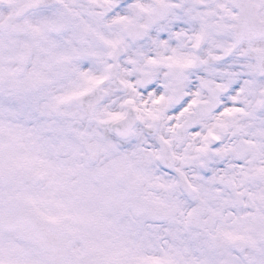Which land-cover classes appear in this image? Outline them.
<instances>
[{
    "label": "snow or ice",
    "instance_id": "obj_1",
    "mask_svg": "<svg viewBox=\"0 0 264 264\" xmlns=\"http://www.w3.org/2000/svg\"><path fill=\"white\" fill-rule=\"evenodd\" d=\"M0 264H264V0H0Z\"/></svg>",
    "mask_w": 264,
    "mask_h": 264
}]
</instances>
